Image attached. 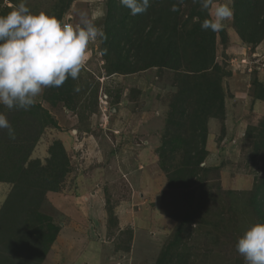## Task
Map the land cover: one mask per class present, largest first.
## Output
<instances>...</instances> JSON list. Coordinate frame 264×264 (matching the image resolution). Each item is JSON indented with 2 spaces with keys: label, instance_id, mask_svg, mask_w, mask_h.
<instances>
[{
  "label": "rangeland",
  "instance_id": "obj_1",
  "mask_svg": "<svg viewBox=\"0 0 264 264\" xmlns=\"http://www.w3.org/2000/svg\"><path fill=\"white\" fill-rule=\"evenodd\" d=\"M57 1L27 0V5L33 12H48ZM6 6L12 5L0 0V9ZM105 14L106 0H74L64 21L77 25L84 18L91 19L103 31ZM225 24L229 43L227 48L219 45L217 55L230 73L223 79L226 134L219 141V121H208L209 154L202 164L219 166L217 172L210 173L215 200L209 199L203 207L205 212L211 211L208 222L204 219L201 224L184 226L181 238L186 245L177 249L183 264H241L244 258L234 251L236 242L223 227L227 224L231 228L232 217L240 218V230L251 223L244 208L235 205L234 214L227 209V191L247 193L261 174L262 163L259 157L252 158L246 132L264 119V101L251 96L253 70L264 81V41L253 52L239 39L231 20ZM101 44V38L90 43L86 66L75 79L78 110L51 106L44 100L45 89L37 97V103L50 109L58 127L45 131L32 156L44 160L55 139L66 146L72 170L62 192L47 193V212L61 226L90 230L103 241L98 251H90L103 260L100 264H155L161 252L168 250L179 224L172 217L173 211L186 209V204L175 206L163 200L167 175L157 155L176 90L174 73L149 68L130 75L109 74ZM105 94L110 105L101 101ZM81 109L85 112L82 116ZM11 188L10 183L0 182V210ZM220 205L226 213L221 218L217 214ZM128 244L130 250L126 251Z\"/></svg>",
  "mask_w": 264,
  "mask_h": 264
},
{
  "label": "trees",
  "instance_id": "obj_2",
  "mask_svg": "<svg viewBox=\"0 0 264 264\" xmlns=\"http://www.w3.org/2000/svg\"><path fill=\"white\" fill-rule=\"evenodd\" d=\"M73 1L58 0L47 13L64 20ZM8 2L12 6L1 8L0 15L9 12L19 0ZM173 5H177V11H172ZM232 7V28L242 43L255 52L264 41V0H234ZM207 15L193 0H184L183 4L179 0H151L147 11L135 16L120 0H106L102 26L106 39H101V51L109 74L130 75L149 68L174 73L172 85H176V90L157 155L167 175L163 200L175 206L186 204V209L182 213L173 211L172 217L179 224L168 250L161 252L155 264H183L177 249L186 245L181 238L184 226L201 224L204 219L208 222L211 215L203 207L212 198L210 173L217 172L219 166L202 164L209 154L208 121H219V141L226 134L223 79L230 73L217 55L219 45L227 48L229 34L226 28L218 32L202 30L201 22ZM251 87L252 98L264 101V81L254 70ZM76 88L75 80L69 77L59 88H45L44 100L54 107L78 110ZM116 109L115 106L113 111ZM0 112L6 114L15 134V139H11L7 129H0V182L12 185L0 210V264H43L61 229L60 223L47 212V193L62 192L65 188L72 170L70 157L62 140L55 139L44 160L33 158L45 131L58 127L50 109L42 103L36 102L28 110H9L0 105ZM80 112L81 116L85 113L82 109ZM246 134L252 158L259 157L262 163L261 174L254 178L247 193L235 195L232 190L227 191V209L234 214L235 205L244 208L251 226L264 221V119L258 126H249ZM220 208L219 218L226 214L225 206ZM238 223L240 218L237 221L232 217L231 228L227 224L223 227L230 231L236 244L246 230H240ZM124 250L129 251L130 244ZM234 251L237 252L236 245Z\"/></svg>",
  "mask_w": 264,
  "mask_h": 264
},
{
  "label": "clouds",
  "instance_id": "obj_3",
  "mask_svg": "<svg viewBox=\"0 0 264 264\" xmlns=\"http://www.w3.org/2000/svg\"><path fill=\"white\" fill-rule=\"evenodd\" d=\"M184 0H179L183 4ZM234 0H193L208 13L202 30L218 32L234 15ZM131 15L143 14L151 0H120ZM177 5L172 11H177ZM106 34L91 20L81 24L65 22L55 14L33 12L27 0H19L0 15V105L7 109L28 110L45 88H59L70 77L78 79L86 66L90 43ZM79 91V88L75 89ZM0 129L15 139L5 113L0 112ZM245 264H264V221L248 227L236 244Z\"/></svg>",
  "mask_w": 264,
  "mask_h": 264
},
{
  "label": "crops",
  "instance_id": "obj_4",
  "mask_svg": "<svg viewBox=\"0 0 264 264\" xmlns=\"http://www.w3.org/2000/svg\"><path fill=\"white\" fill-rule=\"evenodd\" d=\"M102 243L103 241L97 240L95 236L91 235L90 230L81 232L74 226L64 224L43 264H80V262L100 264L103 260L97 258L90 251H98ZM110 250L112 252V249ZM81 258H83V262L80 260Z\"/></svg>",
  "mask_w": 264,
  "mask_h": 264
},
{
  "label": "built area",
  "instance_id": "obj_5",
  "mask_svg": "<svg viewBox=\"0 0 264 264\" xmlns=\"http://www.w3.org/2000/svg\"><path fill=\"white\" fill-rule=\"evenodd\" d=\"M101 101H102V103H103L104 105H107V104H108V95L105 94V95L102 97Z\"/></svg>",
  "mask_w": 264,
  "mask_h": 264
}]
</instances>
